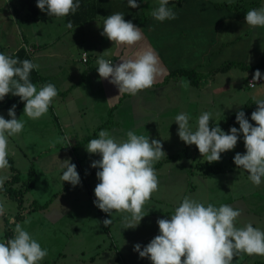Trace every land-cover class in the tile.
<instances>
[{
	"label": "rangeland",
	"instance_id": "obj_1",
	"mask_svg": "<svg viewBox=\"0 0 264 264\" xmlns=\"http://www.w3.org/2000/svg\"><path fill=\"white\" fill-rule=\"evenodd\" d=\"M94 1L93 20H98L99 26H103L108 15L97 4L98 0ZM105 1L109 3V6L116 3V0ZM212 1H240L241 4L239 2L235 4L241 8L240 12L245 15L249 10L264 7V0ZM36 4L37 0L34 1V6L37 8ZM138 4L136 13L135 9L134 11L130 9V14L134 12L133 15L137 16L143 11L151 13L155 7H158L159 0H139ZM128 8L121 5L120 9L124 11L120 13L123 14ZM31 15L30 8L22 5L20 0H0V53L12 55L19 48H24L28 55L32 56L40 50L41 44L30 43L25 39L26 35L30 36L31 34L32 38H35L39 44L44 40H56L60 35L62 36L65 29H68L67 25L63 24L66 22V17L58 18L62 19L58 20L62 25L32 20V25L28 26L26 23L30 22ZM123 15L127 20L129 15ZM239 23L238 28L241 33L236 42L242 40V45L239 44V48L242 50L239 53V58L234 61H241L245 65L253 66L260 61L264 52V28L247 27L245 19L239 20ZM161 32L163 33V31ZM219 34L221 36L223 32L221 31ZM75 40L72 34H67L58 43V49L60 52L63 51L64 55L69 54L77 64L82 63L84 65L81 61L82 56L89 52L81 53L76 46L78 44L69 47V43L71 45ZM230 45L231 43H226L221 49V53H224ZM230 49L233 50L234 45L230 46L221 58H211L208 67L215 68L225 61L232 60L228 57L233 54L232 52L229 53L228 50ZM51 51L55 52L53 49ZM111 52L112 50H108L106 55L100 54V56L105 55L107 60ZM89 58L90 53L88 54V61ZM50 60L51 58L47 57H42L39 60L32 58L34 64L39 66L36 69H39L42 74L49 72V70L45 71L43 67L47 66L51 62ZM43 61L41 66L40 63ZM52 62L53 67L55 66L56 82L61 87L56 89L58 95H61L59 94L61 90L66 86L68 87V84L72 82V80L65 82L68 77L66 74L63 76L60 73L61 68L64 65L72 66V63L67 61L65 64L61 55L53 57ZM195 69L201 72L199 68L195 67ZM255 72L256 70L253 69L233 67L226 72H218L209 81L204 80L203 77L200 85H193L188 77L182 76L163 84L154 92L147 89L136 95L141 98L152 97L155 100L159 98L154 106H147V114L155 115L154 121L151 122V124L153 123L151 132L147 133L146 131L144 133V131L139 130L135 134L144 135L150 140H159L166 155L154 164V168L159 169L158 172L155 170L159 180L158 190L144 205L143 211L146 216L135 229H121L124 228L121 218L126 214L114 211L111 217L104 212L101 216V210L94 205L96 199L94 189L99 183L96 172L99 169L92 168L91 164L101 157L98 154L90 155L86 151L85 147L89 142L83 146L80 145V142L85 138L84 135L92 133L93 130H85L81 133L71 127L69 128L71 131H69L67 127L71 123L63 122L66 123L65 127L62 125V120L57 123L51 114V105L47 114L37 120H31L23 115L22 109L18 119L25 121V127L18 137L9 138V156L20 172L22 182L28 178L32 166L36 172L33 179L34 187L24 195L25 218L17 223H21L24 229L40 243L41 247L47 249L48 255L40 264H151L148 258H140L139 254L133 250V246L139 243L142 246L141 250H143V247L159 234L157 220L170 219L172 212L186 196L203 203L205 206L209 203L216 207L227 204L234 209H241L242 214L236 221L238 228L253 221L255 228L264 231V178H262L260 186H254L248 178L249 173L238 168L233 160L237 152L244 154L246 151L243 134H240L238 143L233 150L222 153L219 162L209 164L201 156L195 145L188 146L179 139L178 125L175 123V117L178 114L187 113L190 118L189 124L195 130L199 116L208 112L211 114L210 128L219 124L221 129L228 133L231 127L224 128V126L230 124L235 113L247 106L257 109L258 105L254 103L258 100H264V69L260 71L261 78L256 81V86L252 88L249 85V79L253 78ZM47 74L52 81L54 79L52 73ZM48 83L47 81H38L36 87L39 90L40 87ZM75 91L77 90L72 87V92ZM53 101L52 103L58 101L57 97ZM8 110H0V115L8 116ZM141 112L137 119L145 116L141 115ZM108 116L110 117L109 114ZM246 118L255 126L250 115H247ZM86 120L90 121V117L87 116ZM142 120L145 119L142 117ZM96 122H98L97 124L102 122L101 114L97 115ZM141 122L146 124V121ZM236 128L239 129V124ZM112 131H108L110 136L113 135ZM117 137L120 138V136ZM80 146L81 148L77 150ZM179 153H182L181 156L173 158ZM65 160H70L76 165L80 184L75 187L61 180ZM9 164L8 169L0 171V176L8 175L11 177L12 163L9 162ZM215 165L222 170L209 173V170H212L211 167ZM171 173L174 176L178 175V178H171ZM0 203L4 204L6 209L5 215L0 216V242H3L6 240L5 218L12 222L15 221L19 207L18 202L2 190H0ZM40 204L44 206L31 211L35 205ZM116 216L120 220H114ZM105 219L112 220V223L107 225V229L103 224ZM25 220L29 222L24 223ZM260 261H264V257L239 254L234 257L233 264H255Z\"/></svg>",
	"mask_w": 264,
	"mask_h": 264
},
{
	"label": "clouds",
	"instance_id": "obj_2",
	"mask_svg": "<svg viewBox=\"0 0 264 264\" xmlns=\"http://www.w3.org/2000/svg\"><path fill=\"white\" fill-rule=\"evenodd\" d=\"M36 6L41 12L56 18L66 17L80 8L78 0H37ZM128 6L134 9L139 4L137 0H128ZM151 16L159 22L177 18L169 7V0H159V7L151 12ZM245 21L253 29L264 28V7L247 11ZM67 27H73L71 22ZM102 28L101 35L113 43L116 52L122 47L124 49L117 57L118 64L103 57L97 60L99 77L118 88L119 95L108 102L111 104L122 95L136 96L152 88L165 70L151 48L133 47L143 39L141 29L126 21L119 12L108 15ZM130 48L134 57L125 59ZM38 67L28 59L21 61L0 53V101L9 94L19 97L24 102L23 115L31 120L46 115L58 95L54 84H45L38 90L31 82L30 73ZM260 78L261 72L256 70L250 86H255ZM255 104L258 108L251 113L255 126L245 117L244 111H238L235 119L239 129L231 127L228 133L219 124L210 128L211 114L208 112L199 116L193 130L189 115L181 112L175 117L179 139L188 146L195 145L205 161L211 164L219 162L222 153L233 150L242 133L246 151L235 154L234 164L249 173L248 178L254 186H260L264 178V100ZM15 109L13 104L8 110L10 119L0 115V171L10 167L9 138L18 137L25 127V121L17 118ZM126 135V140L117 142L107 130H101L99 138L91 139L85 148L90 155L101 157L91 164L92 168L99 169L96 172L99 183L94 189V205L110 217L114 211L126 214L122 217L123 229H135L146 216L144 205L158 190L154 164L166 153L159 140H150L131 130ZM63 168L61 180L73 187L79 185L76 165L65 160ZM8 179V175L0 176V190ZM5 213V206L0 203V216ZM241 214V209L227 204L216 207L209 203L205 206L186 196L170 219L157 220L159 234L143 250L139 243L133 246V250L140 258H148L151 264H233L234 257L239 254L264 257V231L251 223L238 228L236 221ZM111 223V219L103 221L105 226ZM13 233L12 238L0 242V264H40L48 255L47 249L42 248L21 223H15Z\"/></svg>",
	"mask_w": 264,
	"mask_h": 264
},
{
	"label": "crops",
	"instance_id": "obj_3",
	"mask_svg": "<svg viewBox=\"0 0 264 264\" xmlns=\"http://www.w3.org/2000/svg\"><path fill=\"white\" fill-rule=\"evenodd\" d=\"M238 2L241 4L240 1L233 3L237 4ZM214 3L216 2L212 0H169V7H171L176 13V19L159 22L151 17L147 23L137 26L142 31L143 39L139 45L133 47L151 48L157 54L160 64L165 70V74L159 76L157 82L149 89L151 90L150 92H154L156 88H159L163 84L169 83L173 79H177V77H174L166 80L169 73L175 69H193L197 67L202 73H209L214 68L208 67V64L211 63V58H221L232 45H234V49L228 51L233 54L228 57L232 60L239 58V53L242 50L239 46L242 45V40L236 42V39L241 33L238 28L240 25L239 20L245 19V14H243V17L239 15V13H236V11L217 8ZM156 8L157 7H155V9ZM133 19L134 16L131 15L130 20L126 21L132 22ZM58 20L62 19L54 18L51 23L62 25ZM32 23L33 21L30 20V22L26 24L31 26ZM97 23L98 20H90L80 26L74 25L71 29H65L62 36L60 35L56 40H44V42H40L39 44L35 38H32L31 34L30 36L26 35L25 39L30 43L36 45L41 44L39 47L40 50L32 56L30 55L31 58H36L37 60L42 57L51 58V62H49L47 66H44L43 69H45V71L49 70V72H47L49 74L52 73L51 75L55 79V82L54 79L47 82L54 84L56 88L60 89L61 87L56 82V72L54 71L55 66L53 67L52 62L53 57L61 55L65 64L67 61L72 63V66L69 65L68 67L64 65V68H61L62 71H60V73H62L63 76L66 74L68 77L65 82L67 80H72V82L68 84V87L66 86L61 90L59 93L61 95L57 96L58 101L51 104V114L55 117L54 119L57 123L62 120V125L64 127L66 123L63 122H70L71 124L67 127L68 129L72 127V129L81 133L85 132V130L91 131L92 129V133L84 135L85 137L92 135L94 131L104 123H107L108 126L101 128V130H113L111 132L113 135L111 136L114 137L117 142L126 139V134L130 130L134 133L139 130L142 132L144 131V133L146 131L147 133H150L153 125L151 122L154 121L155 115L147 114V106H154L159 98L155 100L152 97L141 98L139 96L125 94L117 101H111V104L108 102L111 98L119 95L118 88L107 80H102L99 77L96 70L98 68L97 60L101 58L100 54L106 55L108 50H112L110 55H107V60L111 59L114 64H118L120 61L117 60V57L121 54V51H124V49L122 47L120 51L116 52L113 43L105 36L101 35L103 26H99V23ZM63 24L67 25V22H64ZM246 26L249 27L247 24ZM161 31H163V33ZM221 31L223 34L220 36L219 32ZM67 34H72L76 39L71 45L69 43V47L78 44L76 46L81 53L85 51L90 53L89 61L84 62L81 59L84 65L82 63L77 64V62L74 61V58H71L69 54L64 55V52H60L58 49V43L62 41V37ZM234 41L235 44H233ZM226 43H231V45L226 48L224 53H221V49L224 48ZM51 49L55 52L53 53ZM105 55L103 56L104 59L106 58ZM129 57H134L131 48L127 50L124 58L126 59ZM43 63L44 61L41 62L40 65L42 66ZM204 68L207 69L204 70ZM37 71L42 74L39 69H37ZM47 73H43L42 76L50 79L51 77H49ZM72 87L77 91L72 92ZM143 107L145 108L143 109ZM110 111H112V115L109 117L108 114L110 115ZM140 111H142L141 115H145L142 116L145 120H142V117L141 119H137ZM100 114L102 115V122L97 124V115ZM87 116L90 117V121L86 120ZM141 121H146V124H143ZM101 130H99V132ZM69 131L71 130L69 129ZM115 135L120 136V138ZM85 143L86 142H82L80 145L83 146ZM81 146L77 150H79ZM157 170L159 169L157 168ZM170 176L171 178H178V175L174 176L173 173H171ZM172 214H174V212H172ZM101 216H103V214ZM114 220L117 221L120 219L116 216ZM250 223L255 227L253 221ZM107 228L108 227L106 226L105 229Z\"/></svg>",
	"mask_w": 264,
	"mask_h": 264
},
{
	"label": "trees",
	"instance_id": "obj_4",
	"mask_svg": "<svg viewBox=\"0 0 264 264\" xmlns=\"http://www.w3.org/2000/svg\"><path fill=\"white\" fill-rule=\"evenodd\" d=\"M21 4L24 6H28L31 10V16H30V20H41V21H45V22H51L54 20V16H48L46 12H41L38 8H36L34 6V1L35 0H20ZM79 4H80V8L75 12V13H70L68 16H66V22L67 24L69 22H71L72 26L76 25V26H80L82 24H85L86 22L93 20L94 18V0H78ZM139 2V0H137V3ZM104 3V5L102 6V4ZM97 4L100 5L103 9V11H105V13L107 15H111V14H115L118 12L119 13L124 11L122 9H120V6H128V0H116L115 5H111L109 6V3H106L105 0H98ZM215 6L217 8L220 9H229L232 11H236L237 13H239V15L244 16L243 13L240 12V9L238 8V6L236 4H234L233 2H216L214 3ZM94 7V8H93ZM133 10L135 9V13L138 10V8H128L127 10H125V12L123 14H127L129 15L126 19L130 20L131 15L135 14L134 12H129V10ZM134 19L132 20V23L135 24L136 26H140L142 24H145L149 21V19L152 17L150 13H147L145 11L140 12V14L133 15ZM12 56L13 58H18L19 60L23 61L25 59L30 60L32 63H34L32 61V58L30 57V55H28L27 51L24 48H19L14 54L9 55ZM233 67H241L242 69H253V70H259L262 71L264 69V52L261 56L260 61L253 65H245V63L241 62V61H232V60H228L225 61L222 65L213 68L209 73H201L200 71H198L197 69L193 68V69H184V68H179V69H175L173 71H171L168 75V78L166 80H169L170 78H176V77H182V76H186L189 78V80L191 81V83L193 85H200L201 81H203V77L204 80H211L213 78L214 75H216L218 72H226L230 69H232ZM30 80L32 83H34L35 85L37 84L38 81H50V79L46 78L45 76L40 75V73L37 71L36 68H34L31 73H30ZM127 95V94H126ZM15 104L16 105V116L18 118V116L21 113V110L24 107V102H22L20 100L19 97H15L12 96L11 94H9L8 96L5 97V99L3 101H0V110H4V109H10L12 107V105ZM255 104V103H254ZM256 108L253 107H245L243 109H241L240 111H244L245 112V117L247 115L251 116V113L253 111H255ZM236 114L235 113L231 119V122L229 125L224 126V128H229V127H236L238 125V123L236 122ZM112 115V111H110V116ZM5 119H10L9 116H5ZM108 126L107 123L102 124L100 127H98L94 133L92 135H89L87 137H85L80 143H84V142H89L91 139H95V138H99L98 134H99V130H101V128H104ZM215 126V125H214ZM213 126V127H214ZM184 151V150H183ZM182 151V152H183ZM182 153H179L178 155L173 156V158H177L179 156H181ZM169 158V157H168ZM8 160L11 164V168H12V174L10 179H8L3 186L2 191L4 193H6L10 198L16 200L18 202V207H19V212L18 215L16 216L15 221H10L8 218H5L6 222H5V237L6 239L12 238L14 233H13V229H14V225L17 222H20L22 219L25 218V206H24V195L27 191L31 190L34 187V182L33 179L35 177V169L32 166L29 170V174H28V178L22 182V176L20 174V172L18 171V169L14 166L13 163V159L8 156ZM212 170H209V173L212 171H218V170H222L220 167L218 166H213L211 167ZM44 206V205H35L32 210L38 209L39 207ZM100 214H103V212L101 211ZM255 264H264V261H260L257 262Z\"/></svg>",
	"mask_w": 264,
	"mask_h": 264
},
{
	"label": "built area",
	"instance_id": "obj_5",
	"mask_svg": "<svg viewBox=\"0 0 264 264\" xmlns=\"http://www.w3.org/2000/svg\"><path fill=\"white\" fill-rule=\"evenodd\" d=\"M82 60L84 62L88 61V54L84 53L83 56H82ZM109 60L112 61L111 59H109ZM252 81H253V78H250L249 79V85H250V83H252ZM255 86H256V82H255ZM255 86H251V87L254 88Z\"/></svg>",
	"mask_w": 264,
	"mask_h": 264
}]
</instances>
